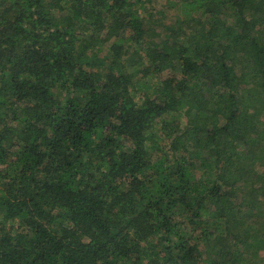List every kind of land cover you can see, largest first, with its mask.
Instances as JSON below:
<instances>
[{
    "label": "trees",
    "instance_id": "16d2710c",
    "mask_svg": "<svg viewBox=\"0 0 264 264\" xmlns=\"http://www.w3.org/2000/svg\"><path fill=\"white\" fill-rule=\"evenodd\" d=\"M0 264H264V0H0Z\"/></svg>",
    "mask_w": 264,
    "mask_h": 264
},
{
    "label": "rangeland",
    "instance_id": "374dc122",
    "mask_svg": "<svg viewBox=\"0 0 264 264\" xmlns=\"http://www.w3.org/2000/svg\"><path fill=\"white\" fill-rule=\"evenodd\" d=\"M174 12H176V11H175V10H171V12H170V19H172V16H174V15H173Z\"/></svg>",
    "mask_w": 264,
    "mask_h": 264
}]
</instances>
